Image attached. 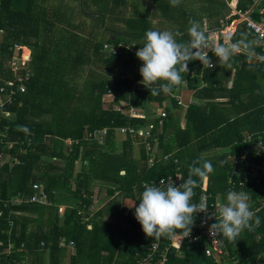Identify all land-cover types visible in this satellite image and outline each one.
<instances>
[{"label":"trees","instance_id":"obj_1","mask_svg":"<svg viewBox=\"0 0 264 264\" xmlns=\"http://www.w3.org/2000/svg\"><path fill=\"white\" fill-rule=\"evenodd\" d=\"M67 1L0 0V86L15 80L5 60L10 46L28 48L32 59L26 92L0 109V200L8 202L0 219V264H135L153 238L141 230L127 202L141 199L146 181L174 174L177 167L185 181L189 166L203 154L214 168L206 180L208 192L226 202L235 168L231 157L252 145L248 136L264 141V63L237 54L219 64L210 52L215 68L191 61L178 89L151 96L136 56L143 36L169 29L187 42L190 20L206 22L215 35L238 18L228 20L231 8L245 12L252 0H203L200 11L188 0L176 6L170 0H76V7ZM242 33L255 39L241 23L233 41ZM255 52L261 50L255 46ZM181 88L192 93L185 106L176 97ZM106 96L113 97L107 107ZM131 127L150 136L119 140L116 130ZM96 131L106 132L103 143L87 137ZM245 180L236 179L237 191L258 201L264 179L261 184ZM35 184L53 205L12 203L19 194L32 195ZM104 195L108 203L92 210ZM58 205L66 207L63 216ZM256 215L255 231L245 229L235 241L224 238L241 264H264V213ZM180 237L168 264H215L203 252L196 259L201 248Z\"/></svg>","mask_w":264,"mask_h":264},{"label":"clouds","instance_id":"obj_2","mask_svg":"<svg viewBox=\"0 0 264 264\" xmlns=\"http://www.w3.org/2000/svg\"><path fill=\"white\" fill-rule=\"evenodd\" d=\"M170 3L176 6L180 0H170ZM189 23L190 39L187 42L178 41L177 34L169 29H151L144 34V43L136 56L143 62L141 83L149 89L151 96L161 92L170 94L178 89L184 79L181 73H188L191 61H200L204 68H215L209 52L218 58L219 64L228 63L241 52L249 59L256 55L259 39L249 40L247 34L242 33L243 38L236 42L229 35L223 38V43H217L206 22L190 20ZM213 172L211 161L204 159L202 154L189 166L188 178L179 186L172 177L160 180L159 185L145 184L139 206L134 204L132 207L146 236L154 240L164 237L170 241H175L178 236L188 237L196 215L207 213L209 208L203 197L199 203L193 202L194 190ZM213 216L217 220L209 227L213 240L222 235L235 241L245 229L255 231L260 225L259 217L250 210L249 196L244 191L228 190L226 202L219 208V217L214 212L208 219ZM204 223L206 221H202Z\"/></svg>","mask_w":264,"mask_h":264},{"label":"built area","instance_id":"obj_3","mask_svg":"<svg viewBox=\"0 0 264 264\" xmlns=\"http://www.w3.org/2000/svg\"><path fill=\"white\" fill-rule=\"evenodd\" d=\"M254 3L248 10L245 12H238L231 8L230 4L228 6L231 8L232 12L231 15L228 16V20L232 17H238L236 20L232 21V23L227 24L221 30L215 32V42L223 43V38L225 36L231 35L232 41L233 36L237 32V27L239 24L244 23L246 24L247 28L251 29L255 35V39H259L260 43L256 45L261 52L256 53L254 57H256L261 63H264V0H252ZM258 17V19H257ZM242 39V38H241ZM240 40V39H239ZM235 42V41H233ZM112 50V49H110ZM19 51H21L19 53ZM116 54V51H113ZM210 53V52H209ZM240 54H244L241 52ZM5 60H7V65L10 68L13 77L15 80H10L6 82V86H0V109L6 107L8 105L14 104V95H20L21 93L26 92L25 81L29 80L30 78V67H31V56L28 48L22 46H10L8 48V52L5 55ZM22 71L26 72V76H21ZM179 104H183V101L180 97L177 98ZM185 106V105H184ZM161 116L165 117L166 112L161 111ZM134 111H131V115H135ZM119 136H126V135H138L139 137L147 138L150 136V131H146L144 129H136V128H120L116 130ZM105 131H96V132H89L88 138L96 140L100 143H103L105 140ZM2 137V135H0ZM259 138V139H258ZM258 138H254L253 136H248L246 138L247 142L252 143V145L245 151L243 155L240 157H231V160L235 163V168L232 174L229 177L228 181V190H235L237 191L238 183L236 179L240 178L241 175L244 176L246 179L245 181L253 182L256 180L257 184H261L262 179H264V141L262 140L263 136H259ZM11 146V145H9ZM255 152V155L253 154ZM258 158L259 160L255 159ZM0 159L2 156L0 155ZM164 161L169 159V156H164ZM156 156L153 153L149 159V164L152 166L156 162ZM175 164L178 163V160H174ZM181 169L177 167L174 174H170L168 176H164L158 180H148L143 184V189L145 184L159 185L160 180H165L168 177H172L173 181L175 182L176 186H179L182 182L181 177ZM245 183L243 180L240 181ZM241 183V185H243ZM34 193L29 196H24L22 194L17 195L13 200V204H39L43 206H51L53 205L50 201V196L43 190L41 184L33 185ZM196 195L193 197L194 203H199L201 197L206 201L209 205L207 213H198L196 215V220L194 226L192 227L191 234L188 237L181 236L180 239L182 241H186L190 245H195L198 248H201V251L208 259L212 260L215 264H241L243 260L231 256L230 251L224 238L221 236H217L214 240L213 237L209 233V227L211 224L216 223L217 220L213 216L211 219H208L212 213H216L217 217H219V208L222 206L225 201H223L221 195H213L208 192L207 182L204 181L203 185L199 189L194 190ZM249 196V205L252 207L254 205V209H250L254 211L256 214L259 212L264 213V195H260L258 197V201H254L252 195L248 194ZM139 201L133 202L136 207L139 206ZM131 206V208H133ZM8 207V202L3 203L0 200V219L5 216V209ZM99 207H96L95 204L91 206L92 210H98ZM58 212L61 216L65 213L66 207L63 205L57 206ZM135 211V208H133ZM134 218L136 219V215L134 214ZM137 220V219H136ZM138 221V220H137ZM202 221H206V223L202 224ZM13 226V222L9 221V227ZM143 230V229H141ZM5 233L4 231H2ZM177 240V238H176ZM175 241H170L167 238H160L159 240H152L151 243L148 245L145 254L141 259L136 261L135 264H168V255L175 246ZM3 245V242H0V246ZM42 245H44L42 243ZM61 246H65V243L62 242ZM23 246V245H22ZM69 248H72L69 246ZM11 245L8 247L7 253L10 254L11 252ZM181 249H178L177 252L181 253ZM249 264H254L253 262H249Z\"/></svg>","mask_w":264,"mask_h":264},{"label":"rangeland","instance_id":"obj_4","mask_svg":"<svg viewBox=\"0 0 264 264\" xmlns=\"http://www.w3.org/2000/svg\"><path fill=\"white\" fill-rule=\"evenodd\" d=\"M69 4H71L72 6H77V1L76 0H68L67 1ZM188 4L191 6V7H193L194 8V10L195 11H200V8L201 7H203L204 6V2H203V0H188ZM188 10L189 11H193L192 9H190L189 7H188ZM223 11H225V10H223ZM149 13L150 14H152V10H149ZM158 22H157V20L155 21V24H157ZM3 39V37H2V32L0 31V42H1V40ZM141 68V67H140ZM191 95H192V93L191 92H189L188 90H185V89H183V88H181L178 92H177V94H176V97L178 96V97H181V98H183V102L184 103H187L188 101H189V99L191 98ZM112 99H113V97L112 96H106L105 98H104V104H105V107H107V105H108V103L110 102V101H112ZM119 138V140H122V136H119L118 137ZM79 165H78V169H79ZM100 200H101V202H100ZM100 200H97L96 201V204H95V206L96 207H98L99 205V203L101 204H106V203H108V201H109V197H107V196H103ZM127 204H129V205H131V204H133V202H130V201H128L127 202ZM203 255H202V251L201 252H197V253H195V258L196 259H199V258H201ZM197 261H199V260H197Z\"/></svg>","mask_w":264,"mask_h":264},{"label":"crops","instance_id":"obj_5","mask_svg":"<svg viewBox=\"0 0 264 264\" xmlns=\"http://www.w3.org/2000/svg\"><path fill=\"white\" fill-rule=\"evenodd\" d=\"M253 4H254V3L252 2V5H253ZM252 5H251V6H252Z\"/></svg>","mask_w":264,"mask_h":264}]
</instances>
